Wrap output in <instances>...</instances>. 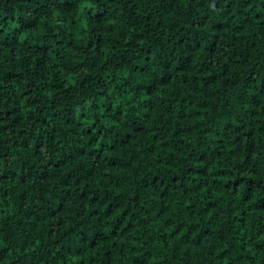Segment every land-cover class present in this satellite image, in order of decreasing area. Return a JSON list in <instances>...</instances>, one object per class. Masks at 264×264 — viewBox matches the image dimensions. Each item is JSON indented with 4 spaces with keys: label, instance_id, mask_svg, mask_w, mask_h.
<instances>
[{
    "label": "clouds",
    "instance_id": "clouds-1",
    "mask_svg": "<svg viewBox=\"0 0 264 264\" xmlns=\"http://www.w3.org/2000/svg\"><path fill=\"white\" fill-rule=\"evenodd\" d=\"M0 264H264V0H0Z\"/></svg>",
    "mask_w": 264,
    "mask_h": 264
}]
</instances>
